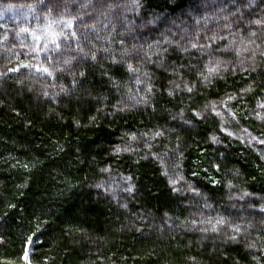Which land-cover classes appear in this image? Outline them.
Instances as JSON below:
<instances>
[{
	"label": "trees",
	"instance_id": "obj_1",
	"mask_svg": "<svg viewBox=\"0 0 264 264\" xmlns=\"http://www.w3.org/2000/svg\"><path fill=\"white\" fill-rule=\"evenodd\" d=\"M0 264H264V0H0Z\"/></svg>",
	"mask_w": 264,
	"mask_h": 264
},
{
	"label": "snow or ice",
	"instance_id": "obj_2",
	"mask_svg": "<svg viewBox=\"0 0 264 264\" xmlns=\"http://www.w3.org/2000/svg\"><path fill=\"white\" fill-rule=\"evenodd\" d=\"M195 46V45H194ZM45 71H47V69H45ZM214 71H216V68H210L209 69V72H214ZM189 91H191V89H189Z\"/></svg>",
	"mask_w": 264,
	"mask_h": 264
}]
</instances>
